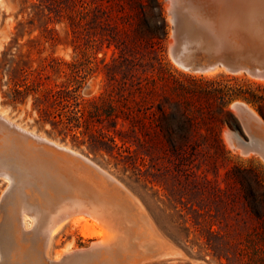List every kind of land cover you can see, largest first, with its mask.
Segmentation results:
<instances>
[{"label": "rangeland", "instance_id": "374dc122", "mask_svg": "<svg viewBox=\"0 0 264 264\" xmlns=\"http://www.w3.org/2000/svg\"><path fill=\"white\" fill-rule=\"evenodd\" d=\"M92 1L102 2L0 0V110L16 124L69 147L121 181L142 202L156 229L175 248L187 254L186 258H163L143 264H227L224 258L214 255L209 245L219 240L218 234L233 241L234 256H244L239 254L241 242L256 231L262 232L264 223L251 213L245 198L251 186L257 196L256 208L264 212V158L257 153L246 155L240 147L241 139L249 140L252 126L244 128L242 124V130L238 131L226 123L230 120L228 116L221 115L227 157L210 160L203 156L209 154L204 151L198 158L177 160L168 154L165 146L148 143L141 134L136 136L128 132L129 125L122 120L117 128L125 131L121 136L108 120H85L89 119L92 100L110 96L122 99L145 77L159 72L168 78V84L160 86L162 91L185 86L200 97L195 102L197 106L205 102L203 92L206 90L214 92L226 86L234 90L264 89V80L244 72L238 75L221 71L208 75L181 69L173 53L183 49L187 35L184 31L178 33L179 37L174 36L169 0H120L125 18L117 23L111 20L117 14L115 10H96ZM157 2L166 21L165 32L155 29L161 17ZM176 10L178 16L186 18L178 6ZM87 11L90 12L82 19L79 13ZM223 19L228 20L227 17ZM118 24L125 25L129 37L118 32L121 29L117 28ZM261 35L264 37V31ZM261 35L243 33L241 36L254 41V45L248 40L243 43L264 56ZM153 36L160 37L155 45L151 44ZM188 36L196 38L193 32ZM124 40L129 44L126 51H122L124 46H121ZM199 40L201 47L209 42L205 38ZM257 43L263 47H258ZM204 53L200 57L205 58ZM53 60L60 62V66L53 68ZM198 61L199 56L194 54L192 62ZM75 64L81 66L79 72ZM76 79L81 81L77 92L79 107L73 100L67 103L62 99V104L58 105L47 100L49 89L54 93L74 91ZM33 83L40 85L37 95L32 93L22 101H14L15 85L24 91ZM156 100L164 101L160 96ZM237 103L246 104L263 120L264 102L232 101L228 109L240 122L242 117L233 107ZM73 117L81 118L80 123L72 120ZM251 133L257 136L260 132L254 127ZM228 135L236 137L235 146L230 144ZM111 138H115V142ZM214 153L215 150L210 151ZM258 180L261 181L259 185L256 184ZM8 185V180L0 176V264L7 260L6 256H12L6 251L10 244L5 243V236L11 229L3 222L1 208ZM81 230L71 224L63 228L52 241L50 256L53 258L69 245L73 251L90 248L94 240L85 239ZM259 255L249 251L245 256Z\"/></svg>", "mask_w": 264, "mask_h": 264}, {"label": "bare ground", "instance_id": "6f19581e", "mask_svg": "<svg viewBox=\"0 0 264 264\" xmlns=\"http://www.w3.org/2000/svg\"><path fill=\"white\" fill-rule=\"evenodd\" d=\"M169 1L171 22L176 21L177 6L185 20L191 14L209 19V23L221 20L225 22L221 29L230 35L231 43L233 40L237 47L247 42L249 37L241 36L240 28L229 16L248 19L244 26L247 35H253L251 29L257 27L256 18H264L263 0ZM196 24L205 29L199 22ZM209 26L214 31L213 26ZM190 30L189 25L182 26L175 34L185 31L188 36ZM187 36L184 37L182 53L174 59L181 69L200 72L199 65L192 59L201 42L197 37L192 39ZM224 39L226 41L228 37ZM230 39L226 42L229 43ZM248 41L252 45L255 43ZM217 42V47L223 49L225 42L222 39ZM205 50L208 75L228 72L225 64L222 68H219V63L212 64L211 51ZM239 63L256 65L255 61L250 62L243 56L239 58ZM252 71L253 77L264 80V66ZM237 105L244 108L242 120L249 128L252 126L250 132L254 127L260 132L257 136L250 134V143L242 139L241 143L252 145L249 150L259 151L264 158L263 120L246 104L237 103L234 109ZM234 138L228 135L232 146L236 145ZM0 176L9 182V188L2 196L1 208L3 222L11 229L5 236V243L10 244L8 250L5 249L12 255L6 256L3 264H143L163 258H186L187 254L175 248L156 229L142 202L121 181L69 147L16 124L2 110ZM69 224L81 228L83 237L94 242L84 250L73 251L69 245L52 258V241Z\"/></svg>", "mask_w": 264, "mask_h": 264}, {"label": "trees", "instance_id": "16d2710c", "mask_svg": "<svg viewBox=\"0 0 264 264\" xmlns=\"http://www.w3.org/2000/svg\"><path fill=\"white\" fill-rule=\"evenodd\" d=\"M101 1V3L92 1L91 5H96V10H107V12L108 10L111 12L115 10L117 14L112 16V18L109 16L115 23H117V20L119 21L125 18L120 0H105V3H103L104 0ZM78 2H83V0H78ZM76 3L74 1V5H77ZM156 4L159 6L158 2ZM159 10L161 17L159 23L155 25V29H161L165 32L166 21L161 6H159ZM89 12H80L79 14L84 19ZM119 27L121 29L118 32L129 37L125 25L119 26L118 24L117 28ZM152 39L154 41L151 44L155 45L157 44L156 39H160V37L153 36ZM121 46H124L122 51H126L129 44L124 40ZM53 62V68L61 64L56 60H53ZM77 65L75 64L73 66L79 72L81 66L79 64ZM154 70L155 67L153 66ZM167 81L168 78L165 77L164 73L159 72L151 77H145L142 82H146V84L139 82V86L130 91L129 96L123 95L122 99H116L114 96L94 99L90 102L89 119L85 120V122H89L90 120H97L98 122L108 120L117 129L119 120H122L124 124L129 125L128 132L136 136L137 134H141L148 143L165 146L167 148L166 151H169L168 154L177 160L198 158L204 151H208L209 153L208 156L203 155L204 157L210 160H216L224 159L229 154L222 139L221 129L224 123L221 115L229 117L230 120L226 123L231 128L238 131L242 130L238 118L228 109L231 102L238 99H242L248 104L264 102V89L246 90L238 88L234 90L226 86L225 89H219L214 92L210 90L204 91L203 95L206 100L197 106L195 102L200 97H196L195 92L188 90L185 86H174V88H167L162 91L160 86L162 83L168 84ZM75 83L77 87L74 91L59 90L54 93L53 89L47 90V100L54 105L62 104V99L67 101V103L73 100L74 105L79 107L80 103L78 102L79 96L77 92L80 88L81 81L76 79ZM16 86L14 89V101H22L32 93L37 95L40 87V85L33 83L26 86L25 90L22 91L20 89L21 86ZM159 96L162 97L163 102H156ZM261 115L264 120V115ZM80 119L79 117L72 118V120L78 123H80ZM117 132L121 136L125 131L117 129ZM111 139L115 142V138ZM137 141L138 139L134 140L135 143ZM212 150H215L214 154H210ZM238 179L241 185L245 187L241 178ZM260 182L258 180L256 184L259 185ZM245 198L249 204L251 213L258 220L264 222V212L256 208L255 202L257 196L251 186H249V190H246ZM212 234L214 235L215 233L212 232ZM217 236L219 240L213 244L209 243V245L214 255L224 258L227 264H264V223L262 232L256 231L254 234L249 235L244 243L241 242L240 246L242 245V247L239 249V254L244 256H234L233 241L225 240L219 234ZM249 251L254 254L259 253L260 255L245 256Z\"/></svg>", "mask_w": 264, "mask_h": 264}, {"label": "water", "instance_id": "95a60500", "mask_svg": "<svg viewBox=\"0 0 264 264\" xmlns=\"http://www.w3.org/2000/svg\"><path fill=\"white\" fill-rule=\"evenodd\" d=\"M175 18H176V21L173 22L175 25V31L177 29H179V27L189 25V27L191 29L190 32H193V33L195 32L194 34L196 35L197 38H199V39L205 38L209 41V42H207V46L201 47V45H202L201 44L200 45L201 48H198V50L196 48L194 51L196 56H199V61L197 62V65H199L200 73H206L208 70L207 67L205 66L206 60L204 58L200 57V56H202L201 54H203V52L206 51L205 48H207L211 51V53L209 52L210 53L209 56H212L213 58L212 59L210 58V60H211L210 62H212V64H214V65H215V63H219V68H222L223 65L225 64L226 70L231 74H238V73L244 72L246 74H250V75L253 74L254 75L252 70L255 71V69L258 66H264V56H262L260 54L259 50L254 51V48H252L249 45H246V43H241V45L239 47H237V44H235V42L233 40L231 43V39L229 38L230 35L221 29V26L223 24H225V22H222L221 20L216 19L215 21H213V23H209L210 22L209 19L207 20L203 17L202 18H200L198 16L196 17L192 14L189 16L187 21H184L185 19H183L181 16H178V14H176ZM232 21H234V23H236L238 25V27L240 28L239 31L242 34L246 33L245 31H247V30H245L244 26L248 22L247 18H244L243 16L242 17H235V18H232ZM196 22H199L205 29L202 30L199 27H197ZM256 22L255 23H256L257 27L255 29L254 28L251 29L253 31V33L249 29H248V31H250V33H252L254 36L258 37L264 31V21L260 18H256ZM209 24L213 26L214 31H211L209 29V27H210ZM174 36L179 37L178 34H175V32H174ZM226 36L228 37V39H226V41L230 39L229 43H227L224 39V38H226ZM219 39H222L225 42V44L222 45L223 49H221V47L220 48L217 47V45H218L217 41ZM257 46L263 47V45H261V44H258ZM181 53H182L181 50L177 53H175V51H174L173 56L177 57V55L181 54ZM241 56H243L245 59H248L250 62L252 60L255 61V64H256L255 67L256 68L251 66L250 64L239 63V58ZM190 70L195 71V69L194 70L190 69ZM195 72H197V71H195ZM243 110H244V108L242 106L237 105L236 111L238 112L240 117L244 116V114L242 113V112H244ZM241 121H242L241 125L243 124L242 126H244V128H245V125H247V124H245L243 122V120H241ZM250 134L252 135L251 132H250ZM251 140H252L251 136L249 135V140L244 141V142L248 144L251 142ZM245 143H242L240 145L244 154H246V155H249L251 153L260 154L259 151L249 150L252 145L248 146Z\"/></svg>", "mask_w": 264, "mask_h": 264}]
</instances>
